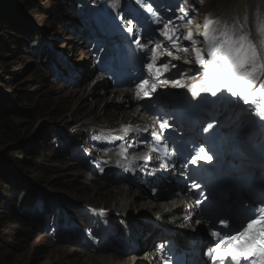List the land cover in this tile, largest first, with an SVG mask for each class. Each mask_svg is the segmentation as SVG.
<instances>
[{"label":"rangeland","instance_id":"rangeland-1","mask_svg":"<svg viewBox=\"0 0 264 264\" xmlns=\"http://www.w3.org/2000/svg\"><path fill=\"white\" fill-rule=\"evenodd\" d=\"M98 1L103 7L104 0H0V264H68L74 252L88 253L101 259L111 253L113 255L110 250H84V243L89 238L98 242V233L94 230L95 225H88L82 216L76 215L81 212L78 208L83 211L78 203L87 207H95L94 203L101 204V200L86 195L94 189L90 179L95 176L94 172H86L84 167L89 165L95 171L96 164L101 160V157L92 158L91 150H98L94 140L103 130L104 122L99 117L98 124L90 123L96 118L93 113L99 111L96 107L92 108L91 101L89 108L73 111V107L80 105L82 100L65 99L67 91H76L92 83V76L97 74L91 67L92 63L96 65L102 56L108 57L109 50L114 51L110 53L112 59L118 60L121 55L122 51L114 49L112 45L108 47L106 37L100 35L98 22L112 20V17L108 6L104 4L102 10L97 5ZM250 2L110 0V7L123 18L124 25L133 29L132 32L142 33L141 40L148 44L158 42L157 36L151 28H146L145 22L135 21V17L140 16L148 5L157 13L164 12L159 27L161 23L164 25L171 21L169 27L178 28L188 20L203 19L205 14L222 15L233 21L230 26L248 32L258 42L256 21L259 9L256 5L250 6ZM181 8L187 11L185 19H180L184 16ZM205 21L201 20L196 28ZM10 39L14 41L10 42ZM164 43L160 36L159 44ZM182 45L189 46V42L182 41ZM80 52L85 54L83 58L79 56ZM191 54L189 46L186 55L190 59ZM183 57L178 61L189 71L176 79L188 77L191 79L188 85L194 84L202 77V68L195 64L193 56L191 64L184 63ZM85 60L90 64L84 63ZM163 60H171L172 64L177 61L168 56ZM171 70L174 74L183 72L177 68ZM185 91L186 88H179L180 93ZM100 92L98 90L97 96ZM87 95L85 92L83 99L89 100ZM223 96L229 97L231 94ZM58 97L60 100L56 99ZM103 105L101 103L98 108ZM211 105L212 112H219L214 113L217 116L213 117L214 123L219 126L232 123L241 127L243 121V124L248 121L244 119L246 111L252 114L251 105L242 100L226 104L221 99ZM118 122L111 128L116 129ZM71 128L79 136L72 134ZM101 152L104 153L103 150ZM108 186L113 190L118 189L117 186ZM24 190L30 197L21 203L22 199L19 198ZM35 195L39 196V200L30 205ZM78 195L90 203L81 202ZM42 198L46 199L47 208L41 204ZM108 199L104 198L105 201ZM99 206L96 208L101 209ZM153 211H150L151 215H159V212L156 215ZM118 232H112V236ZM52 250L54 254L50 256ZM141 255L132 256L136 258ZM80 257L83 261L90 256L83 254ZM119 258L124 263V257ZM73 262L71 264H75Z\"/></svg>","mask_w":264,"mask_h":264},{"label":"bare ground","instance_id":"bare-ground-1","mask_svg":"<svg viewBox=\"0 0 264 264\" xmlns=\"http://www.w3.org/2000/svg\"><path fill=\"white\" fill-rule=\"evenodd\" d=\"M255 5L256 8L259 9V11L256 9L257 10L256 24L259 27L261 25H264V0H251L250 6L255 7ZM109 12L112 13L111 14L112 17L119 16L117 13L113 12L112 8L109 10ZM149 14L153 15V18L151 17L150 19H148V21L151 22L153 20L155 22L154 28L155 30H157L159 26L158 22L161 19V17L164 15V12H160L156 14L149 13ZM141 18L147 19V16L143 14L141 15L140 19H136L135 21L140 22ZM207 18H211V16L208 15L204 19ZM110 25H112V23H110ZM203 25L204 22H201V27L197 28L199 32L203 30ZM182 28H183L182 25H180V27H178L177 29L178 31L180 30L182 31ZM98 30L99 32H102V34L103 33L108 34L107 30L108 31L110 30L108 21H103V23L98 22ZM162 30H163V25H161L158 31H160L161 33ZM186 30L187 29H185V32ZM132 33L134 35L131 34V37L133 38L134 42L129 43V48L127 50L128 52H125L121 63L117 62L116 60H112V63L109 65L107 64L106 68L100 67L99 65H95L94 63H92L91 67H93L94 71L97 73V74L94 73L96 75L94 76L95 78L92 76L93 78L92 83L89 85L86 84L85 86L81 87L80 89H77L76 91L69 90L66 92L67 97H65V99L68 98L69 101L82 100V103H80V105H76L75 107H73V111L74 109L83 110L86 109L87 107L89 108V104L91 101L92 108L96 107L95 109L99 111L93 113V116H95L96 118L94 119V121H90V123L98 124L97 122H100L99 117H101L102 122H104V128L101 132L98 133L99 136L98 137L92 136L96 138V140L94 141L97 142L98 150L92 149L91 156L92 158L101 157L100 158L101 160L98 161V163L96 164L97 168L95 171L92 170L90 167H88L89 165H85L84 167L86 172H92V173L94 172V176H95V178L90 179V185L93 186L94 189H92V191L86 195L87 197L91 196L93 197V199L96 198V200H101V204L94 203L95 207L93 208L99 209L96 207L100 205L99 207L102 210H105L106 212H108L109 208L111 209H110V213L107 216V219L103 217L102 220L103 224L106 227L105 231L104 232L102 230L97 231L99 233L96 235V237H98V242L96 243L95 241H93L94 239L89 238V240L84 243L85 245L84 250L86 252L97 251V250H110L113 252V255L111 253V255L107 257L106 256L102 257V259L91 257L93 255H90L88 253L74 252L73 257L67 261L68 264H71L73 261H77L76 263L73 262L75 264H144V263L156 264V262H154L155 254L153 252H155V250L153 251L154 249L153 247L154 245L161 243L160 238H164L166 240L167 237L170 235L173 237L177 236L174 233L172 234L170 233L172 229L177 230L176 233H180V232L183 234L189 233L190 235H193L197 231V228L191 227L187 223H183L181 221V215L179 210L180 206L170 205L167 201L166 203H164L158 198H152L151 193H156L158 195H165L167 193H170L172 190L176 189V187H172L171 189H169L168 184H170L171 182L164 184L163 171L161 170L158 171L155 176L152 177L148 176L145 184L139 183L137 181L138 179L129 177L128 173L126 172L125 163L122 161H117L116 157L111 155L112 150H114L116 146H119L121 144L120 141L122 137L123 138L126 137L127 141L136 144L139 140H141L142 137L141 135L145 130H148L147 131L148 133L150 132V130L158 131V129H146L145 126L141 127L143 126V124L148 123L150 121L147 116L139 114L141 107H139V104L136 103L137 91L136 89H134V85L131 83L132 71L130 70L129 67L131 61L128 62L126 61L127 56L136 53L135 41L138 39L139 34L138 32L137 33L132 32ZM257 39H259L258 35H257ZM99 46L100 45H98V47ZM164 50L169 51V48L164 47ZM174 54L176 55V53ZM84 55L85 54L83 52L79 53V56L82 58L84 57ZM163 56L164 55L161 56V59L163 58ZM179 56L181 57L184 56L183 57L184 59L193 60L192 54H191V59L189 58V55H186L185 53L182 52H179ZM84 63L90 64V62L86 60ZM187 64H191V63H187ZM175 65L177 66L176 67L177 69H179L180 71L182 69L184 73H187V71H189L188 69L186 70L182 62L178 60L176 61ZM107 68H116L119 69L120 72L115 77L114 75H112L111 71L107 70ZM176 77L178 76L174 74L173 78ZM160 78L165 79L172 77H168V76L166 77L163 74ZM110 79L114 83L111 82ZM190 82L191 79L188 77L182 80V83L184 84H189ZM151 83L152 82L149 83V88L151 87ZM109 86H112V88H110ZM114 86H118L120 88L117 87L115 88ZM168 86H170L171 88H175L174 90H179V88L172 87L171 84H169ZM157 89L158 90L161 89V90H159V92L158 91L155 92L157 94L156 96L153 97L152 95L150 96L143 95L142 100L144 101L148 98L153 97V100L158 103L155 105L156 108H153L151 110L153 113L160 111L162 114H164L166 113L164 109L175 111L176 106L167 97L165 89H163L162 86H158ZM98 90H101V92L97 96ZM186 90L187 91L184 94H182L183 95L182 98L178 99L177 96L172 100L175 103H178L179 111L185 108L184 107L185 103L189 107L190 106L193 107L195 111L194 113L189 115L187 113L184 114L182 111L180 114L177 115V121L179 123H177L176 120L174 119L175 113H171L169 116H167L170 119L168 122H170L171 126L175 130L179 128L178 126L196 127L199 124L200 116H202V114L205 112L203 111L205 108L204 106H206L208 103L212 102L214 99L217 98V96L213 97L210 94H206V93H201L200 97L193 98L191 92H189L187 88ZM85 92L88 93L87 97H90L89 100L83 99ZM222 92L225 93L226 91L222 90ZM171 94L172 93H170V95ZM56 99L60 100V97ZM101 103H104V105L98 108V105H101ZM181 103L183 108L181 107ZM108 109H113V110L111 111ZM254 111L257 113L258 108L254 107ZM117 120L119 121L117 124L118 126L116 127V129H112L111 127L116 125ZM254 120L255 117H252L251 121ZM127 125H133V128L126 129L127 132L125 136L124 129ZM164 136H166V134L162 135V138H164ZM130 146L131 145L127 143L121 148V150L117 149L116 153H118L119 151L126 152L130 148ZM101 150H103L106 153H102ZM258 152L261 155L262 152L260 151ZM106 154H108V156ZM76 162H79V160H77ZM141 171L142 168L138 169L139 173ZM119 172H121V175L119 174ZM98 181L100 183H98ZM104 184L117 186L118 189L113 190V188H110L108 185L106 186ZM21 194H23V192H21ZM78 196H79L78 200H80L81 202H84L85 204L90 203L89 201H87V199L85 200L82 199L81 198L82 196L80 195ZM104 198H109V199L105 201ZM19 199H22L21 203L25 202V200L27 199L29 200L27 193L26 196L24 194ZM43 200L44 198H42V201ZM102 200H104V203L106 202V204H104ZM45 204L46 203L44 202L43 206L47 208ZM78 206L86 207L85 205L79 203ZM91 207L88 206L86 208L91 209ZM75 208L77 209V207ZM62 210L68 211L69 209L62 208ZM150 211L155 212L156 215L159 212L158 213L159 215L155 216L154 213L153 215H151L152 212ZM120 224H122L123 226H121ZM101 228H103V226ZM168 229H170L169 233H168ZM116 230H118L119 232L116 234V236L115 235L112 236V232L115 233ZM62 235L64 236V234ZM188 240L189 239H186L185 242H187ZM116 243L119 245L116 246ZM63 251H65V249H63ZM144 253H146L147 255ZM53 254L54 251L52 250L49 253V255L51 256ZM83 254L86 256H90L89 259L83 258L84 260L82 261L80 255ZM134 254L135 255L143 254V256L141 255L140 257H144V258L146 257L147 259L146 258L141 259L138 256L136 258H133L132 255ZM119 257H124L122 259L124 263H121Z\"/></svg>","mask_w":264,"mask_h":264},{"label":"snow or ice","instance_id":"snow-or-ice-1","mask_svg":"<svg viewBox=\"0 0 264 264\" xmlns=\"http://www.w3.org/2000/svg\"><path fill=\"white\" fill-rule=\"evenodd\" d=\"M147 11L152 13L154 9L148 5ZM180 11L184 13L180 19H185L187 11L184 8ZM170 23L171 21L164 24L161 31V35L170 43L172 49L167 51V56L180 60L182 57L174 53L187 54L190 46L195 64L202 68V77L191 85L184 84L181 79L176 78L160 79L165 72L177 66L172 64L171 60L165 61L158 57L157 49L161 47V44L157 43L155 47L149 49L136 40L139 48L146 53H151L148 56L149 62L145 66L153 81L149 91L146 86L149 85L150 80L142 79L136 85L137 96L141 94L150 96L157 91L158 86L169 84L172 87L187 88L193 98L200 97L201 93L215 97L223 90L233 97H238L245 104L257 107V114L264 119V25L257 29L259 36L257 42L248 32L212 18L206 19L203 30L196 35L191 29H187L182 36H177L178 29L175 26L170 28ZM187 23L191 24L192 21L188 20ZM128 31L132 32L133 29L129 28ZM181 40L189 42V46H183ZM192 62V60L184 59V63ZM176 75L183 77L186 73L178 71ZM170 127L167 120L160 125L161 130ZM213 127V123H208L204 130L208 131ZM156 138L159 139L158 136ZM142 158L147 159L146 156ZM212 159L213 157L200 147L198 153L191 157V163L195 165L201 160L211 162ZM192 187L199 189L200 185L193 184ZM220 224L224 228L230 227L225 219L220 220ZM213 235L217 237V242L212 249L214 253L212 259L217 264H264V210L248 217L239 227L228 233L222 235L220 232H213ZM165 264H167V258H165Z\"/></svg>","mask_w":264,"mask_h":264},{"label":"trees","instance_id":"trees-1","mask_svg":"<svg viewBox=\"0 0 264 264\" xmlns=\"http://www.w3.org/2000/svg\"><path fill=\"white\" fill-rule=\"evenodd\" d=\"M2 28H3V27H2ZM9 41L11 42V41H14V40H11V39H10ZM36 42H37V39L34 41V43H36ZM15 43H16V42H15ZM17 43H18V42H17ZM12 44H14V43L12 42ZM26 193H27V192L24 190L22 195L25 194V196H26ZM32 194H33V193H32ZM27 196H29V193L27 194ZM29 197H30V196H29ZM29 197H28V198H29Z\"/></svg>","mask_w":264,"mask_h":264}]
</instances>
